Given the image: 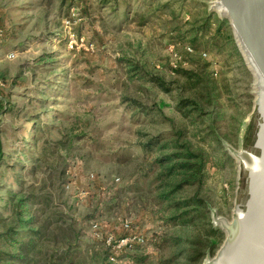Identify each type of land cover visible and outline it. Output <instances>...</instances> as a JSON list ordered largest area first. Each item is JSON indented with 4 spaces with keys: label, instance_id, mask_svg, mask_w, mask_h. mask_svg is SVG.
Returning a JSON list of instances; mask_svg holds the SVG:
<instances>
[{
    "label": "rangeland",
    "instance_id": "374dc122",
    "mask_svg": "<svg viewBox=\"0 0 264 264\" xmlns=\"http://www.w3.org/2000/svg\"><path fill=\"white\" fill-rule=\"evenodd\" d=\"M213 4L0 0V234L19 224L15 192L28 197L44 177L32 170L37 121L52 141L82 137L70 151L55 146L50 162L67 157L65 179L53 174L47 197L32 201L39 210L30 225L46 227L35 239L38 264H69L63 254L70 264L212 262L237 207L247 210L238 155L258 127L256 90L260 101L233 28ZM150 139L160 146L145 147ZM186 149L205 159L203 182L179 186L193 175H168L159 159ZM256 159L246 161L252 177L264 164ZM192 196L202 206H184ZM8 242L0 249L16 251Z\"/></svg>",
    "mask_w": 264,
    "mask_h": 264
},
{
    "label": "water",
    "instance_id": "95a60500",
    "mask_svg": "<svg viewBox=\"0 0 264 264\" xmlns=\"http://www.w3.org/2000/svg\"><path fill=\"white\" fill-rule=\"evenodd\" d=\"M213 3V7L229 20L240 49L242 50L239 40L264 80V0H213ZM218 5L222 7V10L217 8ZM246 60L248 63L247 58ZM255 111L258 127L254 129L252 141L238 155L248 175L247 210L237 207L238 215L225 227L227 240L210 264H216L220 258H223V264H264V215L262 214L264 211V164L258 174H253L252 177L243 158L245 155L250 162L254 157L264 159V147L259 144L262 139L260 130L264 123V115L257 100V90ZM257 149H260V154L256 152ZM241 210L246 213L245 216L240 213ZM258 224L261 229L257 230ZM251 254H253L252 258Z\"/></svg>",
    "mask_w": 264,
    "mask_h": 264
},
{
    "label": "trees",
    "instance_id": "16d2710c",
    "mask_svg": "<svg viewBox=\"0 0 264 264\" xmlns=\"http://www.w3.org/2000/svg\"><path fill=\"white\" fill-rule=\"evenodd\" d=\"M36 126H39V130L34 136L35 138H33V142H35V146L37 145L38 151L35 156L32 155V158H34L32 163V170L40 169L41 171H43L44 177L40 181V192L37 190V188H32L28 197L23 195L24 190H21L20 192H15L14 199H17L13 207L19 224L15 227L8 228V230L1 233L0 240L4 239L6 242H8V240H16V246H18V248L16 249V251L13 252L4 251L0 249V264H38V255L42 252V246L41 242H35V239L40 238L41 232L44 234L46 233V227H42L44 225H41L40 227L35 229L34 227H32V225H30L32 224L31 222H35L37 220L36 213L39 210V207L35 209L32 206V201H39L47 197L48 189L46 187H48L49 184L52 182L53 174L58 173L57 178H59V181H61L60 183H62V181H64L65 179V171L69 163L67 157L65 156L63 159H60L55 163L50 162L53 157V154H55L56 152L55 146L59 147L61 151H70L71 147L75 143V140L82 138L81 135L76 134L70 135L69 139H57L55 141H52L49 137H47L45 127L41 126L40 123L37 121L35 127ZM28 142L29 144L32 143V141L30 140ZM154 144H156V146H160L157 140L154 139H150L144 146L149 147L153 146ZM29 146L32 147L31 145ZM5 157L6 156L5 151L3 149V141L0 137V164L5 160ZM159 161H161L162 166L167 165V163L165 162H168L170 164V166L167 167V169L171 171L168 173V175L172 173L173 169L182 170L184 174L191 173V175H193V178L184 179L179 184V186H183L184 184L188 183L192 184L193 182H203V169L205 167L206 161L202 156L196 153H192L189 149H186L185 151H175L174 153H165V155H163V157L159 159ZM47 176L51 177L49 179L51 180L50 182L48 179H46ZM185 200L186 201L183 200V204H185L184 206H189L192 204L198 205L199 207L202 206V204L198 203L193 196L192 198ZM48 204L49 203L41 207V210L44 211L45 207ZM177 205L180 206L179 203H177ZM182 216H186V214L183 213L181 217ZM46 222L47 220H45L43 224H45ZM22 230L28 231L26 235L28 239L27 241H25V243L20 242V238L23 237V235L20 234ZM30 231H35V233L32 235L30 234ZM52 232H55V229H53ZM14 235H17L18 238H15ZM18 235H21V237H19ZM9 245L11 244L9 243ZM61 259L69 261V264L72 262V259H70L66 254H63L61 256Z\"/></svg>",
    "mask_w": 264,
    "mask_h": 264
},
{
    "label": "bare ground",
    "instance_id": "6f19581e",
    "mask_svg": "<svg viewBox=\"0 0 264 264\" xmlns=\"http://www.w3.org/2000/svg\"><path fill=\"white\" fill-rule=\"evenodd\" d=\"M219 10H222V7L220 6V5H218V7H217ZM239 43H240V45H241V47H242V50H243V52H244V54H245V56H246V58L248 59V63H249V65H250V67H251V69L253 70V72H254V74H255V76H256V85H257V88L259 89V94H258V97H259V99H260V101H259V103H260V110L262 111V113H263V115H264V80H263V78L261 77V75H260V73H259V71L257 70V68H256V66L253 64V61H252V59H251V57H250V55L247 53V51H246V49H245V47L243 46V44H242V42L239 40ZM263 135L264 134V123H262V128H261V130H260V135ZM260 144V143H259ZM244 157V159L248 162V163H250V161H248V157H245V155H243ZM259 159V157H257V159L256 160H258ZM259 168V167H258ZM216 264H223V258H220V259H218V261L216 262Z\"/></svg>",
    "mask_w": 264,
    "mask_h": 264
},
{
    "label": "built area",
    "instance_id": "2783aa9c",
    "mask_svg": "<svg viewBox=\"0 0 264 264\" xmlns=\"http://www.w3.org/2000/svg\"><path fill=\"white\" fill-rule=\"evenodd\" d=\"M10 56H14V53H11ZM92 176H93V175H92ZM94 226L96 227L97 225H94ZM126 226H129V225L126 224Z\"/></svg>",
    "mask_w": 264,
    "mask_h": 264
}]
</instances>
